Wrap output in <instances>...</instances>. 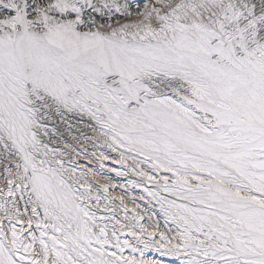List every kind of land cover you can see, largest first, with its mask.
<instances>
[{
	"label": "snow or ice",
	"instance_id": "obj_1",
	"mask_svg": "<svg viewBox=\"0 0 264 264\" xmlns=\"http://www.w3.org/2000/svg\"><path fill=\"white\" fill-rule=\"evenodd\" d=\"M0 264H264V0H0Z\"/></svg>",
	"mask_w": 264,
	"mask_h": 264
},
{
	"label": "rangeland",
	"instance_id": "obj_2",
	"mask_svg": "<svg viewBox=\"0 0 264 264\" xmlns=\"http://www.w3.org/2000/svg\"><path fill=\"white\" fill-rule=\"evenodd\" d=\"M84 163V162H82ZM106 165L107 166H112L110 162H106ZM87 167H92L94 170L99 168V165L98 164H91V165H87ZM104 172L106 173L107 172V167L104 169ZM112 177H114L113 175H111ZM100 180L101 182H103V177L101 176L100 177ZM114 182H116V180H114ZM118 183V182H117ZM125 183V182H123ZM123 189H120L119 187H117L115 190H111L109 191V195H116V196H119L123 193ZM138 191V190H137ZM127 202V201H126ZM129 208H132L133 206L131 204L128 205Z\"/></svg>",
	"mask_w": 264,
	"mask_h": 264
},
{
	"label": "bare ground",
	"instance_id": "obj_3",
	"mask_svg": "<svg viewBox=\"0 0 264 264\" xmlns=\"http://www.w3.org/2000/svg\"><path fill=\"white\" fill-rule=\"evenodd\" d=\"M111 175L114 176V174H111ZM114 180H116V182H118V183H123V182L126 181V178H115V177H114ZM136 191H137V190H136ZM126 203H127V202H126Z\"/></svg>",
	"mask_w": 264,
	"mask_h": 264
}]
</instances>
